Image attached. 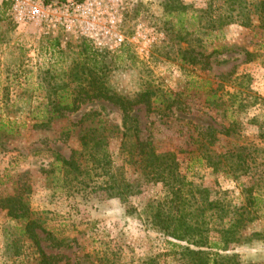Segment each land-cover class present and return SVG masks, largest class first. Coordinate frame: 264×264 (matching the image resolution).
<instances>
[{
    "label": "rangeland",
    "instance_id": "374dc122",
    "mask_svg": "<svg viewBox=\"0 0 264 264\" xmlns=\"http://www.w3.org/2000/svg\"><path fill=\"white\" fill-rule=\"evenodd\" d=\"M97 1L100 22L88 37L43 22L16 21L11 0H0V118L17 129L0 132V198H23L39 245L47 256L57 257L56 264H191L181 248L168 244L184 243L151 225L157 202L168 197L170 188L148 181L140 156L130 160L120 152V135L106 140L105 151L113 176L122 172L132 186L127 203L104 194L100 187L109 176L92 170L87 154L81 155L79 128L72 124L96 112L109 128H121L116 107L90 101L45 128L31 127L45 119L42 114L32 120L30 111L44 107L49 91H73L72 74L79 69L72 70L73 62L85 59V40L103 61L111 91L129 98L149 92L154 112L144 104L132 112L138 137L151 141L158 153L174 154L187 207L198 209L202 187L210 197L224 192L227 202L244 206L252 187L260 210L258 215L250 210L255 221L246 224L241 242L228 254H237L242 263L264 264V35L237 24L209 28L197 12L209 0ZM50 2L60 6V0ZM218 13L227 12L214 10ZM50 39L59 43L53 52L47 48ZM191 49L210 54L207 68L188 63L190 54L183 58V51ZM3 91H10L8 98ZM231 122L235 131L230 136L216 133L213 146L201 145L200 132L207 127L221 132ZM236 145L247 147L244 153L255 160L247 175L233 174ZM228 153L232 158L226 162ZM57 157L73 158L77 171ZM208 157L221 163L217 170L208 166ZM128 208L134 211L127 213ZM23 229L22 221L0 212V264H37L38 251Z\"/></svg>",
    "mask_w": 264,
    "mask_h": 264
},
{
    "label": "trees",
    "instance_id": "16d2710c",
    "mask_svg": "<svg viewBox=\"0 0 264 264\" xmlns=\"http://www.w3.org/2000/svg\"><path fill=\"white\" fill-rule=\"evenodd\" d=\"M42 1L47 4L51 0ZM169 7L171 10H177L173 5ZM222 8L226 9V15L221 13L214 15V10L220 11ZM182 9L184 10L185 7ZM197 12L202 19L208 21L207 26L211 29H220L224 26L237 24L245 28L257 29L264 35V0H209L206 8ZM47 43V48L52 52L55 48H59L57 39H50ZM81 51L86 56L82 62H73L72 70L79 68L75 74H72L71 82L75 83L73 91H49L44 107L40 108L39 104L30 111L32 120L39 119V115L42 114H46L45 119L35 121L31 127L45 128L50 121L66 118L67 115L78 112L86 102L90 101H104L116 107L121 115V128H109L102 119L96 118L98 116L96 112L83 115L79 121L72 124L79 128L81 155L87 154L92 162V170L106 171V175L109 176L105 184L100 187L104 194L108 198L119 199L122 203H127L128 198L133 195L132 186L126 181L123 173L121 172L117 177L111 173L109 156L105 151L106 140L109 137L116 138L120 135V152L124 153L130 160L133 156H140L145 162L144 168L149 170L148 181L160 182L170 188L168 197L157 202L152 213L151 225L163 236L178 243H184L182 246L168 242L172 248H181L183 254L188 256L191 264H251L242 263L235 253H228L236 244L241 242L240 234L246 224L255 221V219L250 218V210H253L252 213L256 215L260 210L257 206L259 200L253 196L252 187L245 192L247 197L244 206L236 207L227 202L224 192H218L214 197H210L209 190L202 187L197 189L200 196L198 209L187 207L190 203H185L186 200L181 187L183 180H180L176 174L177 165L174 154L172 152L158 153L151 141L141 140L138 137L137 122L132 117V112L134 107L140 104H144L148 112H154L151 109L149 92H141L134 98H129L111 91L104 79V73L107 69L102 60L97 61L98 54L85 40L82 41ZM183 53V58L190 54L188 63L192 65L202 64V68L208 67L207 59L210 54L196 53L193 49L183 51ZM63 86L67 87L68 84L65 83ZM3 92L5 93L4 96L7 97L10 91ZM214 96L212 95V97ZM87 122L90 123L88 127L85 125ZM14 124L9 119L5 121L0 118V132L11 134L17 130ZM234 131V122H231L221 132L212 127H207L204 132H200L203 137L201 145L205 148L213 146L217 141L216 133L230 136L231 132ZM104 132H107L108 136H104ZM131 134L134 135V141ZM190 140L192 141V138ZM233 148L235 149L232 151H236V164L233 174L247 175L248 170L254 167V158L251 157L250 153H244L248 150L245 146L236 145ZM229 154L223 157L226 162L232 158V155L228 156ZM56 160L61 162L64 167H70L77 171L76 165H73L75 162L73 158L64 160L57 157ZM207 162L214 171L221 164L219 161H211L210 157H208ZM190 193L191 191L188 194ZM189 199H193V194ZM1 211H6L10 218L24 223L23 231L39 254L37 264H56L58 262L57 257L47 256L42 251L39 245L40 239L35 231L37 225L35 221L30 220L28 205L21 196L0 198ZM131 211L133 212L134 209H127V213L131 214ZM245 215L246 218H244ZM211 222L214 224L212 230H210ZM210 231L214 232V237L209 236ZM213 250L215 252L212 253Z\"/></svg>",
    "mask_w": 264,
    "mask_h": 264
},
{
    "label": "built area",
    "instance_id": "2783aa9c",
    "mask_svg": "<svg viewBox=\"0 0 264 264\" xmlns=\"http://www.w3.org/2000/svg\"><path fill=\"white\" fill-rule=\"evenodd\" d=\"M58 3L60 6L54 2L45 4L38 0H13L10 10L16 21L43 22L47 28L61 27L66 32L90 37L95 25L100 22L101 2L60 0ZM117 40L121 41V38Z\"/></svg>",
    "mask_w": 264,
    "mask_h": 264
}]
</instances>
